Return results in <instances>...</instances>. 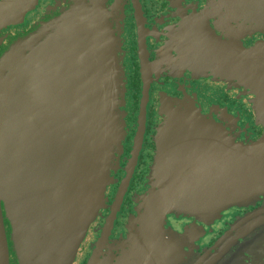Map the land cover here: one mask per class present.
<instances>
[{"label": "water", "instance_id": "1", "mask_svg": "<svg viewBox=\"0 0 264 264\" xmlns=\"http://www.w3.org/2000/svg\"><path fill=\"white\" fill-rule=\"evenodd\" d=\"M225 1L232 14L264 27V0ZM17 2L20 8L16 1L0 5V30L21 15L24 3ZM113 19L103 0H74L0 56V264H73L105 207L125 127L120 31ZM259 96L264 107V91ZM169 118L184 123L170 126L181 139L160 164L158 182L174 185L156 186L144 205L137 237L142 261L239 264L249 249L254 264H264L263 209L188 259L179 245L190 234L163 228L172 214L217 219L229 208L256 205L264 195V137L246 146L228 142L185 104L173 107ZM120 205L118 197L105 232ZM241 239L245 244L238 246Z\"/></svg>", "mask_w": 264, "mask_h": 264}, {"label": "flooded vegetation", "instance_id": "2", "mask_svg": "<svg viewBox=\"0 0 264 264\" xmlns=\"http://www.w3.org/2000/svg\"><path fill=\"white\" fill-rule=\"evenodd\" d=\"M12 1L20 8L17 0H0V5L10 7ZM73 1L22 0L21 15L0 30V56L14 40L60 16ZM103 1L120 31L124 138L110 170L105 207L73 264H90L93 259L95 264H144L137 252L143 245L137 237L144 205L156 186L174 185L158 182L160 164L181 139L170 129L184 123L169 118L173 107H194L213 131L236 145L264 137V107L257 104L264 91V27L232 14L225 0ZM118 197L121 205L107 233L106 221ZM248 205L229 208L217 219L172 214L163 228L176 236L190 234L179 247L186 259L198 257L234 223L264 210V195L256 205ZM99 241L102 246L95 252ZM243 244L241 239L238 246ZM245 250L239 264H254L255 255Z\"/></svg>", "mask_w": 264, "mask_h": 264}, {"label": "rangeland", "instance_id": "3", "mask_svg": "<svg viewBox=\"0 0 264 264\" xmlns=\"http://www.w3.org/2000/svg\"><path fill=\"white\" fill-rule=\"evenodd\" d=\"M255 240H257V236H256Z\"/></svg>", "mask_w": 264, "mask_h": 264}]
</instances>
